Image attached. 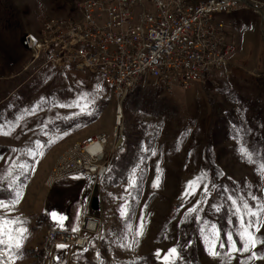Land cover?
Instances as JSON below:
<instances>
[{"label":"rangeland","instance_id":"1","mask_svg":"<svg viewBox=\"0 0 264 264\" xmlns=\"http://www.w3.org/2000/svg\"><path fill=\"white\" fill-rule=\"evenodd\" d=\"M76 1L0 0V264H44L47 228H77L93 196L99 238L68 248L58 264H99L97 252L100 264H264V12L219 16L236 49L213 82L182 90L146 78L128 94L124 142L102 178L75 176L48 189L60 155L90 135L110 140L114 120L98 76L41 62L17 74L29 59L24 33L40 36L49 18H75ZM241 204L257 213L244 216L252 220L247 251L238 250Z\"/></svg>","mask_w":264,"mask_h":264},{"label":"built area","instance_id":"2","mask_svg":"<svg viewBox=\"0 0 264 264\" xmlns=\"http://www.w3.org/2000/svg\"><path fill=\"white\" fill-rule=\"evenodd\" d=\"M72 5L75 18H49L40 36L24 33L21 43L29 59L17 74L41 62L39 68L50 64L98 76L110 89L114 120L110 140L104 132L90 135L60 155L46 176L48 189L75 176L102 178L124 142L122 107L128 94L146 78L156 87L182 90L213 82L236 49L219 16L242 8L264 12L261 0H77ZM89 208L90 203L73 230L47 228L39 248L44 264H58L68 248L86 249L99 238L100 217Z\"/></svg>","mask_w":264,"mask_h":264},{"label":"snow or ice","instance_id":"3","mask_svg":"<svg viewBox=\"0 0 264 264\" xmlns=\"http://www.w3.org/2000/svg\"><path fill=\"white\" fill-rule=\"evenodd\" d=\"M262 168H264V166H262ZM157 186H158V183L153 185V187H157ZM233 204L237 205V201L233 200ZM241 210H243V215L240 216V221H241V226H242L243 231H241L239 233V235H240L241 240L244 241V243H243L242 249H238V250L247 251L249 248V242L251 241V236H248V239L245 240V235L247 234L248 229H250L252 226V220L249 219L248 221H245L244 216L255 217L257 215V213H253L251 211V208L247 204H241V205L237 206L236 212L238 214L241 212ZM192 211H196V209H193ZM259 211L264 212V207L259 209ZM51 215L53 216V219L57 218L55 213H52ZM60 219H63V218L61 217ZM245 223H247L248 228H244ZM2 228H3V225L0 224V229H2ZM227 239H228V243L233 246L234 250H237V249H235V244H234V241H233L231 234L228 235ZM0 243H3V241L0 240ZM16 246L19 247L18 244ZM221 246H223V245H221ZM61 247H63V246H61ZM175 252H176L175 249H171V250H169V255H172ZM212 254L215 255L216 253L213 252ZM157 255L159 256V252L157 253ZM166 259H167V257H166Z\"/></svg>","mask_w":264,"mask_h":264},{"label":"water","instance_id":"4","mask_svg":"<svg viewBox=\"0 0 264 264\" xmlns=\"http://www.w3.org/2000/svg\"><path fill=\"white\" fill-rule=\"evenodd\" d=\"M262 39L264 41V30L262 29ZM263 71H264V68H263ZM90 208L93 210V211H97L99 210V200L96 196H93L90 200Z\"/></svg>","mask_w":264,"mask_h":264},{"label":"trees","instance_id":"5","mask_svg":"<svg viewBox=\"0 0 264 264\" xmlns=\"http://www.w3.org/2000/svg\"><path fill=\"white\" fill-rule=\"evenodd\" d=\"M18 30V29H17ZM125 141H126V139H125Z\"/></svg>","mask_w":264,"mask_h":264},{"label":"bare ground","instance_id":"6","mask_svg":"<svg viewBox=\"0 0 264 264\" xmlns=\"http://www.w3.org/2000/svg\"><path fill=\"white\" fill-rule=\"evenodd\" d=\"M264 15V14H263ZM108 169V168H107Z\"/></svg>","mask_w":264,"mask_h":264}]
</instances>
